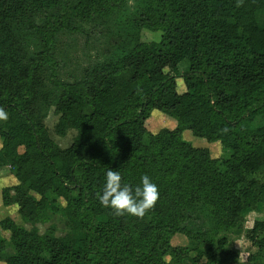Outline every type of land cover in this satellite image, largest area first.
<instances>
[{
  "label": "trees",
  "instance_id": "trees-1",
  "mask_svg": "<svg viewBox=\"0 0 264 264\" xmlns=\"http://www.w3.org/2000/svg\"><path fill=\"white\" fill-rule=\"evenodd\" d=\"M121 0H0V28L40 17L33 27L46 63L55 37L73 30L74 20L108 18ZM138 25L162 32L160 42H137L127 54L86 69L81 79L53 85L60 116L57 133L78 135L61 149L42 122V111L30 81L17 79L0 61V108L8 114L0 147V168L11 167L17 184L4 188L5 206L18 205L22 219L46 223L59 200L72 230L64 238L21 228L11 218L0 219L10 232L15 255L0 237V262L6 264H236L238 252L227 250L229 232L259 205L264 209V182L251 176L264 171V26L258 14L264 0H146ZM187 60L188 71L178 65ZM187 91L178 93L176 76ZM154 111L174 118L178 127L150 133ZM257 119L262 123L257 124ZM220 143L224 160L183 138ZM24 147L20 152L19 148ZM111 168L123 182L139 184L147 174L158 186L159 198L143 217L117 216L100 204L104 176ZM198 205L215 214L209 231L186 228V213ZM183 233L205 250L191 256L189 247L173 246ZM264 253V220L247 232ZM169 259V261H167Z\"/></svg>",
  "mask_w": 264,
  "mask_h": 264
},
{
  "label": "rangeland",
  "instance_id": "rangeland-1",
  "mask_svg": "<svg viewBox=\"0 0 264 264\" xmlns=\"http://www.w3.org/2000/svg\"><path fill=\"white\" fill-rule=\"evenodd\" d=\"M147 8L146 0H121L114 15L108 18H95L84 21L76 19L72 24L73 30H62L55 37V49L46 63L39 62L43 46L33 24H43L40 17L31 21L23 20L5 29L0 28V61L9 64L11 71L17 79L23 78L30 81L32 95L37 99L42 111V122L45 125L51 139L61 148L67 149L74 143L78 132L68 130L65 136L57 133V125L60 116L56 113V102L58 90L53 85L57 77L62 82H73L83 76L86 69L94 68L109 62H115L127 54L137 42L151 43L160 42L162 32L141 28L137 18ZM41 19V18H40ZM258 21L264 26V12L258 14ZM187 60L178 65L180 75L188 71ZM176 76L177 91L183 94L187 91L184 80ZM55 76V77H54ZM7 117L9 118L8 114ZM8 118L0 119V128L5 127ZM262 123L257 119V124ZM148 131L157 135L161 130H174L178 122L162 112L154 111L147 121ZM183 138L194 148H205L214 159L224 160L229 156L220 143H210L203 138L196 137L192 131L185 129ZM3 138L0 136V147ZM20 152L24 147L19 148ZM9 171V169L7 170ZM5 181L0 182V219L11 218L18 226L28 231H37L40 235H49L55 238H64L72 232L69 219L65 212V203L59 200L56 209L48 213L49 219L46 223L31 224L25 222L20 213L18 205L5 206L2 202V191L4 188L17 184L16 177L8 173ZM264 182V171L251 176ZM264 220V209L259 205L254 211L244 216L236 228L229 232L221 233V238L227 240V250L238 252L240 260L236 264H253L252 256L256 257L258 251L247 237V232L252 228L255 221ZM217 218L210 208L198 205L186 213V228L193 232H204L214 228ZM0 237L8 242L7 252L14 256L15 251L10 240V232L0 228ZM171 243L173 246L189 247L192 249L191 256L195 257L196 250H205L207 246H199L197 242L183 233L176 234ZM169 261V259H167ZM258 261L264 264V253ZM205 259L199 264H203ZM0 264H6L0 262Z\"/></svg>",
  "mask_w": 264,
  "mask_h": 264
},
{
  "label": "clouds",
  "instance_id": "clouds-1",
  "mask_svg": "<svg viewBox=\"0 0 264 264\" xmlns=\"http://www.w3.org/2000/svg\"><path fill=\"white\" fill-rule=\"evenodd\" d=\"M7 118V113L0 108V119ZM97 197L102 206L110 208L117 216L128 214L143 217L156 204L159 190L147 174L141 175L139 184L131 186L123 182L119 171L109 168Z\"/></svg>",
  "mask_w": 264,
  "mask_h": 264
},
{
  "label": "crops",
  "instance_id": "crops-1",
  "mask_svg": "<svg viewBox=\"0 0 264 264\" xmlns=\"http://www.w3.org/2000/svg\"><path fill=\"white\" fill-rule=\"evenodd\" d=\"M9 169V171H7ZM8 173H11L13 176H16L15 171L11 167H1L0 168V182L5 181V177ZM0 200H1V192H0ZM3 202V201H2ZM16 205V204H13Z\"/></svg>",
  "mask_w": 264,
  "mask_h": 264
}]
</instances>
